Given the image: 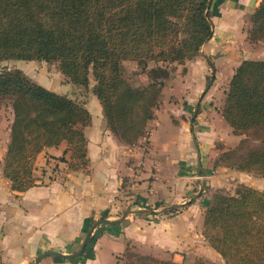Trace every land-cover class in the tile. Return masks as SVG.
<instances>
[{
    "label": "trees",
    "instance_id": "trees-1",
    "mask_svg": "<svg viewBox=\"0 0 264 264\" xmlns=\"http://www.w3.org/2000/svg\"><path fill=\"white\" fill-rule=\"evenodd\" d=\"M211 5L212 0H0V61L54 64L78 86H87L92 76L107 129L132 146L154 116L168 66L194 59L212 36ZM250 24L248 40L264 38V0ZM126 60L153 64L145 87L135 89L123 79ZM0 98L9 99L12 112L3 159L12 190L35 185V156L62 141L71 167H85L83 129L90 114L83 103L37 84L18 68L0 70ZM220 111L233 134L245 135L220 161L264 176V60H243L235 68ZM202 230L225 264H264V192L240 184L230 195H213Z\"/></svg>",
    "mask_w": 264,
    "mask_h": 264
},
{
    "label": "crops",
    "instance_id": "crops-1",
    "mask_svg": "<svg viewBox=\"0 0 264 264\" xmlns=\"http://www.w3.org/2000/svg\"><path fill=\"white\" fill-rule=\"evenodd\" d=\"M213 1L212 36L202 45L199 55L208 57L220 50L229 55L214 60L216 75L212 70L211 82L215 85L197 98L199 106L192 128L191 105L200 92L199 81L189 86V94L176 113L172 104L154 112L147 132L132 146L121 143L107 129L101 106L91 94L83 103L90 114V122L83 129L87 139L85 167H71L70 153H64L66 142L45 147L33 160L35 185L16 192L3 174L12 112L9 109L7 118L0 114V264H35L36 257L48 251L74 253L94 222L117 221L121 217L118 224L94 228L80 256H47L38 264H125L123 255L128 247L160 262L177 264L208 254L209 245L202 235L208 200L202 203V197L197 196L200 180L208 179L211 187L216 175L209 176L201 170L214 158L215 142L222 140L218 127L231 129L219 107L211 102L218 94L217 78L228 79L229 83L238 66L239 63L232 64L238 53L234 49L242 41H249L250 26L248 30L243 28L262 0H218L217 8ZM35 63L40 62L25 61L20 70L41 85L29 74L40 67ZM202 76L204 79L205 74ZM69 87L79 86L69 83ZM56 93L74 99L66 92ZM241 175L244 173L239 172L241 178L245 177ZM248 175V183L244 184L258 189L255 175ZM201 190L204 193V188ZM90 219L94 220L92 224Z\"/></svg>",
    "mask_w": 264,
    "mask_h": 264
},
{
    "label": "rangeland",
    "instance_id": "rangeland-1",
    "mask_svg": "<svg viewBox=\"0 0 264 264\" xmlns=\"http://www.w3.org/2000/svg\"><path fill=\"white\" fill-rule=\"evenodd\" d=\"M217 2L218 0L213 1V7L215 8L218 7ZM248 25L251 26L250 16L248 17V24L246 28L244 27L243 29L248 30L249 28ZM234 50L238 53L236 54L237 55L235 58L236 61L233 62L232 64H238V63L240 64L243 60H247V59L264 60V38L256 41H242L238 45V47H236ZM228 55H229L228 53H224V51L220 50L209 53L208 57L205 55L202 56L198 55L194 59L185 61L184 64H177V63L170 64L168 66L170 72L169 77L164 80V86L160 90L157 106L154 112L156 113V111L161 109L163 106L172 104L175 105L176 107V109H173V113H176V111L180 110L181 106H183V99H185L189 94V90H190L189 86H192L193 84H197V82L199 81L200 92L198 93V95H196L197 97L192 101V105H191L192 107L191 114H192L194 109V104L197 98L199 97V95H201L202 92L206 90V88L209 90L211 86L215 85L212 84L213 82H211L212 70H214L213 75H216L214 60L218 57L219 58L228 57ZM35 64L40 67L34 68L35 72H33L32 70L30 71L31 73L29 74L30 76L35 78L41 85H44L46 88L53 90V92L54 91L66 92L67 94H71L74 100L79 103H84L88 98L91 97L92 87L94 85L92 76H90L89 83L87 86H79L76 87L77 89H72L71 87H69V82L65 79V77L58 72V70L55 67L56 65L46 64L45 62L42 63L40 62ZM25 65H26L25 61L5 60V61H0V70L5 68L23 69ZM152 66L153 64L151 62H149L146 67H142L139 64H137V62L135 61H130V60L123 61L122 70H121L122 77L131 87L135 89H141L145 87L149 82L148 71ZM203 74H205L204 79L202 76ZM227 83H228V79L217 78L216 87H218V94L215 97L216 100L214 102H211V104L216 103L215 105L219 107L220 110L222 108L221 106L224 103L223 99H225V95L222 96L221 91L222 89L225 88L227 90V86H228ZM208 90H206V93L208 92ZM226 90L224 91V94L226 93ZM205 94L204 96L207 95ZM9 109H10L9 99L0 98V114L5 115V118H7V112L9 111ZM218 130L219 133H221L222 140L215 142L214 144L215 156L214 158H210V160L206 164L205 167L206 169L201 170L202 172L205 171L208 172L209 176L216 175V177L213 178L214 184L211 185V187L210 185L207 184L208 179H204L203 181L200 180L201 181L200 190H199L200 195L197 196V198L202 197L201 199L202 203L205 200L209 201L212 198V196L217 193L226 194V195L232 194L234 190L237 188V186H239L240 184L246 185L244 184L247 182V179H245V177L250 176L248 175L250 173L245 174V172H241L234 168L227 167L220 161L221 154L238 145L239 142L243 138H245V135L233 134L232 128L225 129V127L223 126L218 127ZM146 132H147V126H146ZM207 154L211 155L212 152H208ZM211 161H212V165H211ZM216 170H217L216 173L218 174H214ZM212 171L213 173H211ZM239 172L244 173V175L241 176H245V177L241 178L239 176ZM255 177H256L255 180L257 181V184H254L255 187H258V190L264 192V176L255 175ZM201 188H204V193L202 192ZM123 256H124L125 264L160 263L157 259L145 255H140L130 247H128L126 253ZM197 259L202 260L204 264H225L222 258L219 256V254H217L212 248H210V246H208V254L201 257H197L195 260ZM193 260L194 258H190V260H187L184 264H193L195 261Z\"/></svg>",
    "mask_w": 264,
    "mask_h": 264
},
{
    "label": "water",
    "instance_id": "water-1",
    "mask_svg": "<svg viewBox=\"0 0 264 264\" xmlns=\"http://www.w3.org/2000/svg\"><path fill=\"white\" fill-rule=\"evenodd\" d=\"M198 106H199V101L196 102L194 111H193V113L191 115V118H190V126H191V128H192V125H193V120H194L195 116L197 115ZM191 138H192V142H193L197 157L200 158V152H199L198 144H197V141H196V138H195V135H194L193 132L191 133ZM199 163H200V161L198 159V168L200 167ZM198 174H199V172H198ZM199 195H200V192L198 193V196ZM145 212H147V211H145ZM122 219H123V217H121L117 221H108L106 219H100V220L94 222L89 227L88 231L86 232L85 237H84V239H83V241H82V243L80 245L79 250H77L76 252L71 253V254H60V253L52 252V251L44 252L42 254H39L36 257L35 264H38L41 259H43L44 257H47V256L57 257V258H61V259H72V258H75L77 256H80L81 254H83V252H84V250H85V248H86V246H87V244H88V242L90 240V236H91V233L94 230V228H96L98 225H101V224H109V225L118 224Z\"/></svg>",
    "mask_w": 264,
    "mask_h": 264
}]
</instances>
